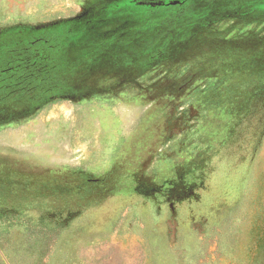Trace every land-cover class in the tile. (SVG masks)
I'll return each mask as SVG.
<instances>
[{"label": "rangeland", "instance_id": "374dc122", "mask_svg": "<svg viewBox=\"0 0 264 264\" xmlns=\"http://www.w3.org/2000/svg\"><path fill=\"white\" fill-rule=\"evenodd\" d=\"M187 1L192 17L171 32L159 17L150 42L158 17L136 3ZM81 18L72 84L37 107L0 103V264H251L264 237V0H0V45ZM113 32L116 51L90 52ZM190 168L213 200L198 218L196 196L176 202ZM88 180L101 201L74 206Z\"/></svg>", "mask_w": 264, "mask_h": 264}, {"label": "trees", "instance_id": "16d2710c", "mask_svg": "<svg viewBox=\"0 0 264 264\" xmlns=\"http://www.w3.org/2000/svg\"><path fill=\"white\" fill-rule=\"evenodd\" d=\"M135 6L137 11L144 12L149 16L156 15L155 18L158 17L156 20L154 19L155 27L150 29L152 36L149 41L152 40L153 36L155 37L153 33L158 28L156 26H160L155 22L159 17L162 20L164 18L167 20L169 24L167 27L168 32H171V29L176 31L178 23L182 24V19L191 18L193 12L191 1L148 9L142 3H136ZM145 20L153 21L151 17H145ZM83 22L87 23L88 21L81 18L38 30L25 29L23 37L0 45V103H4L6 107L7 104L22 101L23 103H29L31 107H37L40 103L66 90L72 84V80L76 78L72 72L74 68L70 66L67 58V50L77 34L82 31V34L85 33L87 27L79 28ZM120 37L121 35L118 32H113L104 38H100L90 52L97 55L99 52L100 55H104L100 50H104L106 46H109V49L111 48L114 52L120 46L118 45ZM143 39L145 40V38ZM144 40L142 43H144ZM146 48L148 47L146 46ZM256 92H253L254 97H257ZM232 139L230 137V141ZM199 171V169L190 168L182 176L185 179L183 183L185 193L181 199L176 201L178 204L194 203L196 205L197 201L195 202L193 197L196 196L198 198L197 203L201 202V204L199 203V211L194 212L197 218L209 214L213 202L205 195L207 189L206 175L204 179L195 176V172ZM210 175H212L211 172H209ZM96 186L95 181L88 180L82 188L83 191L76 188L77 192L72 199L78 201L73 205H85L87 208L97 206L102 197L95 192ZM69 198V194L60 193L56 204L68 205L70 203ZM251 264H264V237L262 236L257 238Z\"/></svg>", "mask_w": 264, "mask_h": 264}]
</instances>
